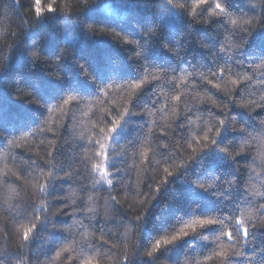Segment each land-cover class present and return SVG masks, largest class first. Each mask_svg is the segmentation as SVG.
<instances>
[{
  "label": "trees",
  "instance_id": "1",
  "mask_svg": "<svg viewBox=\"0 0 264 264\" xmlns=\"http://www.w3.org/2000/svg\"><path fill=\"white\" fill-rule=\"evenodd\" d=\"M0 264H264V0H0Z\"/></svg>",
  "mask_w": 264,
  "mask_h": 264
},
{
  "label": "rangeland",
  "instance_id": "2",
  "mask_svg": "<svg viewBox=\"0 0 264 264\" xmlns=\"http://www.w3.org/2000/svg\"><path fill=\"white\" fill-rule=\"evenodd\" d=\"M65 33H66V36L69 40L73 39L72 28L69 24L66 25Z\"/></svg>",
  "mask_w": 264,
  "mask_h": 264
}]
</instances>
